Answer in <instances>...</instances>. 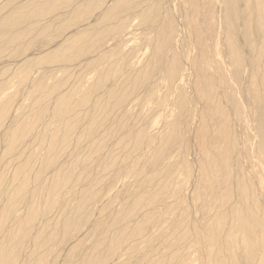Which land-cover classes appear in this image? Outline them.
Instances as JSON below:
<instances>
[{"label": "bare ground", "instance_id": "1", "mask_svg": "<svg viewBox=\"0 0 264 264\" xmlns=\"http://www.w3.org/2000/svg\"><path fill=\"white\" fill-rule=\"evenodd\" d=\"M0 264H264V0H0Z\"/></svg>", "mask_w": 264, "mask_h": 264}]
</instances>
